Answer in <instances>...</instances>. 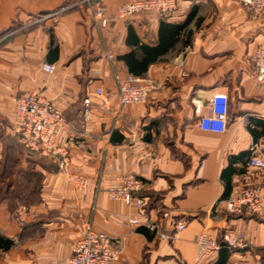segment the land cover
<instances>
[{
	"label": "crops",
	"instance_id": "crops-1",
	"mask_svg": "<svg viewBox=\"0 0 264 264\" xmlns=\"http://www.w3.org/2000/svg\"><path fill=\"white\" fill-rule=\"evenodd\" d=\"M124 1L0 0V264H68L87 221L120 249L113 264H198L195 237L206 227L217 237L232 228L248 245L220 249L200 264L222 256L224 264H264V214L225 209L236 187L262 179L248 161L264 155V97L251 60L264 19L237 0H179L169 15L121 19L116 8ZM162 24L183 26L158 54ZM134 64L156 89L145 104L121 105L114 76L132 73ZM32 91H42L66 117L59 140L71 153L67 171L25 149L14 132V98ZM217 91L229 96L223 132L199 125ZM68 171L86 175L89 185L76 188ZM132 176L146 182L143 211L107 193ZM164 210L185 217L186 228L175 232ZM131 217L158 219L169 237Z\"/></svg>",
	"mask_w": 264,
	"mask_h": 264
},
{
	"label": "built area",
	"instance_id": "built-area-1",
	"mask_svg": "<svg viewBox=\"0 0 264 264\" xmlns=\"http://www.w3.org/2000/svg\"><path fill=\"white\" fill-rule=\"evenodd\" d=\"M242 3L256 19H264V0H237ZM179 8V0H127L116 8V16L127 19L133 15L147 13L169 15ZM97 17L103 26L109 22L104 7L97 8ZM113 58L112 55H108ZM251 60L254 66V77L264 97V34L253 51ZM43 69L49 73L55 71L56 66L44 63ZM119 101L121 105L145 104L150 94L156 89V83L148 77L127 74H115ZM104 90L101 86L95 89V95L101 96ZM211 113L199 119V125L208 131L223 132L226 130L229 119V96L223 91L213 94ZM15 118L13 129L21 145L31 151L53 158L63 170H68L72 164L69 148L59 140V133L66 125L67 120L63 112L54 105L42 91H32L14 98ZM91 98L84 99V116L90 115ZM249 166L262 171L260 183L241 185L236 187L232 195L225 201L228 214H264V155L255 154L248 161ZM69 173V179L78 189L89 185L86 175L79 172ZM146 182L143 178L127 177L119 184L107 188L111 200H121L126 203L135 202L139 210L143 211L145 199L139 195L144 190ZM163 217L170 218L175 232L183 231L188 221L185 217H175L169 210L163 211ZM134 225H144L147 228L161 233L163 237L169 234L161 231L158 219L152 217H131ZM197 251L196 263L200 264L209 259L222 247L229 250H240L247 247L245 236L232 229L226 228L220 236H215L209 229L204 228L195 237ZM120 258V249L114 244L113 238L105 231L94 227L92 221H87L81 237L75 243L72 256L68 264H113Z\"/></svg>",
	"mask_w": 264,
	"mask_h": 264
},
{
	"label": "trees",
	"instance_id": "trees-1",
	"mask_svg": "<svg viewBox=\"0 0 264 264\" xmlns=\"http://www.w3.org/2000/svg\"><path fill=\"white\" fill-rule=\"evenodd\" d=\"M182 26L183 25H178V24H162V26L160 27V30H159L160 43L156 47L158 54L166 52L171 46L174 45V43L176 41L175 34L176 33L178 34L180 32V30L182 29ZM130 70H132L131 74L142 76L141 75L142 73L137 71V68H136L135 64L134 65H130ZM33 153H37V152H33ZM249 153H250L249 150L243 151L240 154H238L237 157H244L245 155H248ZM37 154L42 155L40 153H37ZM43 156H45V155H43ZM229 168H231V163H230V165L227 168H225L222 171V177H225V172L227 170L229 171ZM140 193H139V195H140ZM8 246H10V245H8ZM227 249L228 248H226V247H222L221 248L222 251H227ZM225 262H226V257L222 256V257H220V259L215 264H224Z\"/></svg>",
	"mask_w": 264,
	"mask_h": 264
}]
</instances>
